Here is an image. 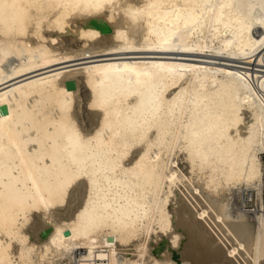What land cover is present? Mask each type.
Masks as SVG:
<instances>
[{
    "label": "bare ground",
    "instance_id": "6f19581e",
    "mask_svg": "<svg viewBox=\"0 0 264 264\" xmlns=\"http://www.w3.org/2000/svg\"><path fill=\"white\" fill-rule=\"evenodd\" d=\"M262 153L264 0H0V264H264Z\"/></svg>",
    "mask_w": 264,
    "mask_h": 264
},
{
    "label": "rangeland",
    "instance_id": "374dc122",
    "mask_svg": "<svg viewBox=\"0 0 264 264\" xmlns=\"http://www.w3.org/2000/svg\"><path fill=\"white\" fill-rule=\"evenodd\" d=\"M75 62H77V61H73V62H71V63H75ZM79 62V61H78ZM66 64V63H65ZM262 160H263V164H264V153H262ZM74 192L75 191H73L72 193H71V197H73L74 196ZM254 196H253V198H250L251 200H250V205H251V208L252 209H254V208H256L257 207V197H256V193L254 192V194H253ZM263 197H264V191H263ZM253 199V200H252ZM235 201H234V207H233V210H235V211H237V207H238V205H239V202H241V197H238V199H237V197L234 199ZM238 201V202H237ZM236 208V209H235ZM80 250V251H79ZM84 251V249H78L77 250V257L79 258L80 256H81V254H82V252Z\"/></svg>",
    "mask_w": 264,
    "mask_h": 264
}]
</instances>
